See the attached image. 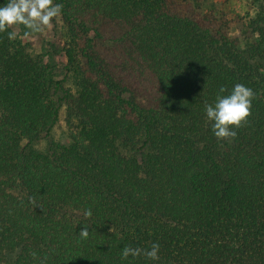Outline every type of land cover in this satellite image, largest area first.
<instances>
[{"label": "trees", "instance_id": "obj_1", "mask_svg": "<svg viewBox=\"0 0 264 264\" xmlns=\"http://www.w3.org/2000/svg\"><path fill=\"white\" fill-rule=\"evenodd\" d=\"M252 1L243 43L189 0H54L60 64L0 33V262L264 264V0ZM237 83L256 93L251 115L219 141L205 102ZM62 108L69 141L36 150ZM152 243L158 260L121 258Z\"/></svg>", "mask_w": 264, "mask_h": 264}, {"label": "clouds", "instance_id": "obj_2", "mask_svg": "<svg viewBox=\"0 0 264 264\" xmlns=\"http://www.w3.org/2000/svg\"><path fill=\"white\" fill-rule=\"evenodd\" d=\"M63 5L54 3V0H8L0 7V33L7 31L14 25H23L32 33L43 32L52 26L54 18L61 15ZM17 33L8 32V38L14 39ZM226 92V88L221 86L219 93ZM256 93L249 87L237 83L228 95L217 94L215 103L205 102L206 117L212 122V131L219 141H231L237 136L234 129L240 128L247 123V118L251 115L252 101ZM33 205L36 201L29 198ZM85 218H90L91 210H85ZM111 231V229H110ZM88 224L81 229L79 236L82 239L89 237ZM159 243H152L150 249H141L125 245L121 258L127 259L129 256L137 257L141 254L151 260L159 259ZM31 255L34 259H39V264H47V256L38 258L36 252Z\"/></svg>", "mask_w": 264, "mask_h": 264}, {"label": "rangeland", "instance_id": "obj_3", "mask_svg": "<svg viewBox=\"0 0 264 264\" xmlns=\"http://www.w3.org/2000/svg\"><path fill=\"white\" fill-rule=\"evenodd\" d=\"M200 12H209L215 16L222 15L229 20L231 34L240 37L243 43V35L245 22L253 17L257 12L258 4L252 0H198L196 3L189 0ZM195 3V4H194ZM12 31L17 33L16 38L23 43H28L34 55L46 54L52 60L60 64L62 56L59 51H54L51 42H61L62 30L55 33L52 26L46 28L43 32L32 33L23 25H14L11 27ZM52 140L56 143H67L69 141L68 132L66 130L64 121V108L60 109L59 116L53 125L50 137L41 140L35 145L36 150H44L49 142ZM0 264H6L1 261Z\"/></svg>", "mask_w": 264, "mask_h": 264}]
</instances>
